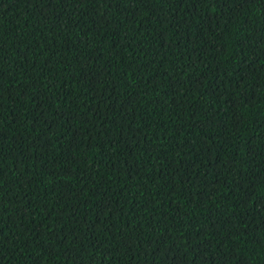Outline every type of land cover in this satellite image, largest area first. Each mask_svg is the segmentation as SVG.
<instances>
[{
  "label": "trees",
  "instance_id": "trees-1",
  "mask_svg": "<svg viewBox=\"0 0 264 264\" xmlns=\"http://www.w3.org/2000/svg\"><path fill=\"white\" fill-rule=\"evenodd\" d=\"M0 0V264H264V0Z\"/></svg>",
  "mask_w": 264,
  "mask_h": 264
},
{
  "label": "snow or ice",
  "instance_id": "snow-or-ice-1",
  "mask_svg": "<svg viewBox=\"0 0 264 264\" xmlns=\"http://www.w3.org/2000/svg\"><path fill=\"white\" fill-rule=\"evenodd\" d=\"M214 2H220V0H214ZM241 6H243V0Z\"/></svg>",
  "mask_w": 264,
  "mask_h": 264
}]
</instances>
